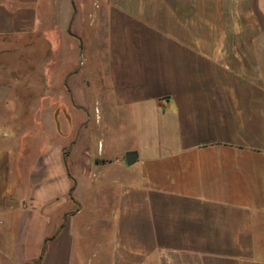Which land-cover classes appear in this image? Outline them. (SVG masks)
Returning a JSON list of instances; mask_svg holds the SVG:
<instances>
[{"label":"crops","instance_id":"crops-1","mask_svg":"<svg viewBox=\"0 0 264 264\" xmlns=\"http://www.w3.org/2000/svg\"><path fill=\"white\" fill-rule=\"evenodd\" d=\"M73 1L0 0L1 52L88 21L107 84L89 114L58 61L0 76L57 114L31 163L0 136V264H264V0Z\"/></svg>","mask_w":264,"mask_h":264},{"label":"rangeland","instance_id":"rangeland-1","mask_svg":"<svg viewBox=\"0 0 264 264\" xmlns=\"http://www.w3.org/2000/svg\"><path fill=\"white\" fill-rule=\"evenodd\" d=\"M72 6L77 15H80L79 6L72 0ZM85 12L88 14L91 10L89 5H85ZM82 16V15H81ZM75 25L64 28V34L74 35V31L78 34L79 43L68 44L58 43L57 49H51V46L44 44L42 50L35 52L34 50H23L21 43L11 40V51L3 53L0 51V76H25L30 80H41L40 76L34 75V62L36 61H58L53 69H45L47 72H53V77L61 74L67 75L71 72L75 86L74 112H105V102L103 93L107 92V84L103 74V63L100 53L103 49L102 31L89 26L88 21L82 22L79 29ZM60 41V40H59ZM69 42V41H66ZM34 45L35 42H27L25 45ZM33 47V46H32ZM21 62H25L24 68L26 72L19 68ZM2 66H10V69H2ZM13 97H25L21 102L26 109L34 108L39 101L36 102V93L26 92L23 89H16ZM19 102L11 100L9 108L4 107V103L0 102V136L5 138L13 145L16 156L26 152L28 163L33 162L36 152V144L50 143L53 135V119H56V113L51 112V102H43V108H47V112H21L19 110ZM12 106V107H11ZM18 109V111H15ZM26 144H25V143ZM22 146H20L19 145ZM26 146H25V145Z\"/></svg>","mask_w":264,"mask_h":264},{"label":"water","instance_id":"water-1","mask_svg":"<svg viewBox=\"0 0 264 264\" xmlns=\"http://www.w3.org/2000/svg\"><path fill=\"white\" fill-rule=\"evenodd\" d=\"M136 159V154L134 152H127L125 154V163L127 165H131L132 163H134Z\"/></svg>","mask_w":264,"mask_h":264}]
</instances>
